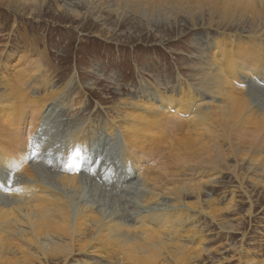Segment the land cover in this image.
I'll return each mask as SVG.
<instances>
[{"label": "rangeland", "instance_id": "374dc122", "mask_svg": "<svg viewBox=\"0 0 264 264\" xmlns=\"http://www.w3.org/2000/svg\"><path fill=\"white\" fill-rule=\"evenodd\" d=\"M8 1L0 3V95L8 92V83H22L27 80V73L33 72L34 64L37 72L31 74L33 77L28 80L26 87L29 95L34 98L27 111V139L30 136L41 150L39 152L44 151L42 154H47L50 149L53 151L49 154L53 156L49 162L52 167L45 168L50 171L48 175L52 177L53 185L62 188L56 181L57 175L70 174L60 162L67 153L64 152L71 149V146H68L71 136L84 134L87 146L82 147L83 159L91 170L89 167L84 168L85 170L82 168L79 173L83 198H93L99 189L101 198H95L101 200L100 203L113 206L120 204L121 208L124 207L121 197L112 195L115 192L99 188L106 185L107 181L118 182L117 180L124 179L128 171L124 154L125 149H131L130 140L127 138L125 142L118 126H125L126 132L127 127L136 126L137 134H151L144 138V149L135 145L134 153L137 157L146 155L156 165L160 162V166L163 162L172 161L171 167H174L175 161L168 159V153L176 146L175 140H179L181 135H195L196 131L182 129L181 123L186 119V111H180L184 113L177 120L169 118L176 111L167 104L174 102L179 105L192 92L200 101L197 108L201 111L205 110L207 104L213 103L216 107L222 104L215 89L207 88L211 85L200 86L203 76L200 75L201 71L197 73V66L203 69L198 63L200 53L206 54L202 50H208L207 55L210 56L211 43L216 45L217 39L223 43L224 37L229 34L234 36L235 43H247L251 48L256 47L258 43L250 37L251 23L239 21L240 17L223 23L225 28L219 25V15H215L213 23H210L211 16L206 11H197L191 16L178 7L169 8L168 4L145 10L142 6V9L134 6L129 9L124 3L119 5L108 0H102L105 5L103 3L101 6L97 4L100 3L99 0H94L96 4L88 3L89 0H46L42 8ZM152 12L154 13L151 15ZM259 38L264 41V36ZM207 40L209 42L205 46L204 42ZM236 44L235 48L243 45ZM240 49L242 48L235 51ZM219 51L221 50L218 48ZM241 53L248 67L257 59L253 53L259 54L264 62V51L252 50L248 56L245 52ZM171 70L174 72L173 79L170 78ZM205 70L207 75L210 74L208 71H212V66ZM260 72L264 75V71ZM44 77L49 78L50 88L59 93L54 99L43 97L46 86L41 84L40 80ZM237 80L240 81L235 86L239 91L248 89L242 85L238 86L244 80L248 87L258 89L251 76L244 78L238 73ZM69 81L71 83L67 86ZM197 88L200 90L197 91ZM154 97L159 99V103L155 102ZM5 101H10V94L0 98V106ZM21 103H24L23 100ZM38 105H42L39 115L33 112ZM151 110L161 112V118H164L159 135L156 133L159 132L158 129L150 130L146 120L153 119L150 116ZM37 116H41L39 126L34 129L31 123ZM113 125L116 126L115 129H111ZM4 127L0 114V131H3ZM233 135L235 142H238V139L242 143L249 142L252 137L258 140L256 132L249 128L234 130ZM4 138L2 136L0 140L1 145ZM105 146L106 151L101 150ZM222 146V150L229 155V144L223 142ZM246 146V150L239 152V156L251 155L249 145ZM39 161L36 164L43 167ZM33 162H36V159ZM148 162L150 161L145 160L143 164L148 167ZM178 163L185 165L187 162ZM227 163L223 170L213 171L216 172L212 176L216 174L217 180L205 189L210 195L205 193L203 197L216 200L214 208L219 212L216 219L212 220L203 214L197 217V214H194L196 212L191 210L190 215L196 219L193 223H185V228L191 233L193 227H199L203 239L202 246H196L197 242L184 241L192 251H199L200 254L190 264H264V187L255 186L251 179H262V171H256L255 168L254 173L250 159L243 162L239 158L229 156ZM95 166L101 177L94 174ZM189 176H193L196 181L210 179L209 173L200 178L191 168L184 172L179 171L178 177ZM102 182L103 185L100 184ZM150 194L151 192H148V196ZM123 197L127 199V196ZM139 197L136 196L135 200L138 201ZM232 198V208L230 211L224 210ZM185 200L195 201L194 197ZM160 201L159 205L156 206L155 203L149 207L150 213H154L161 206L165 207L163 201H166L168 207H173L175 200L164 196ZM104 205L102 204V207ZM137 205L138 203L136 207ZM205 208L207 211L213 209L208 207L207 203ZM143 210L141 208V211ZM138 214H135V217ZM122 218L130 220L132 216L124 211ZM93 251L92 249L86 252L87 254H82L85 252L77 250L67 260L65 256L52 255L42 259V263L37 261L36 264H121L122 259L118 256L113 255L111 258L106 252L97 255ZM13 257L6 256L7 259ZM95 259L103 261L96 263ZM161 259L162 257L155 264H183L182 261L173 262L174 258L167 261Z\"/></svg>", "mask_w": 264, "mask_h": 264}, {"label": "bare ground", "instance_id": "6f19581e", "mask_svg": "<svg viewBox=\"0 0 264 264\" xmlns=\"http://www.w3.org/2000/svg\"><path fill=\"white\" fill-rule=\"evenodd\" d=\"M4 1L0 0V3ZM99 1L100 3L97 4L101 6L104 2ZM108 1H115L119 5L124 3L129 9H133L132 6L142 9V6L145 10L158 6L164 7L168 4L169 8L176 9L178 7L179 10H184L191 16L197 11L202 13L206 11L211 16L210 23H213L215 15H219L220 26H225L223 23H229L240 17L239 21L251 23L250 37H253L258 43L254 48L240 41L236 44L234 36L229 34L224 37L223 43L217 39L216 45L210 46L211 55L205 54L207 59L198 63L203 67L201 69L200 66H197V73L201 71L200 75L203 76L200 86L211 85L207 88L215 89L216 94L222 100L220 106L216 107L211 103L207 104L204 111L199 110L197 105L200 101L193 92L179 105L174 102L167 104L176 111L169 118L177 120L184 113L180 111H186L184 114L186 119H183L184 121L181 123L182 129L196 131V136L182 137L181 135L179 140H175L176 146L168 153V159L175 161L174 167H171L172 161L171 163L163 162L164 164L160 166V162H157L158 165H156L146 155L137 157L134 153L135 145L144 149V138L151 134H137L138 127L136 126L127 127V132L125 126H118L125 142L127 138L130 140L131 149H125L124 154L128 162V171L125 173L124 179L117 180L118 182L116 180L107 181L106 185L99 188L115 192L112 195L121 197L123 208L120 204L113 206L100 203L101 200H97L101 198L99 189L94 194L97 199L95 196L83 198L79 170L89 167L83 159L82 147L87 146L83 133V135L71 136L72 139L68 145L71 146V149L64 152L67 153L60 162L65 171L66 169L70 171V174L57 175L56 181L62 188L53 185V179L48 175L50 171L45 169L46 166L52 167L49 162L53 156H49V154H52L53 151L51 152L50 149L48 155L42 154L44 151L39 152L41 150L38 149L35 142H32L33 139L30 136L27 139L26 128L29 124L27 111L30 108L29 104L34 102V98L29 95L26 87L28 80L33 77L31 74L37 72L35 65L32 66L33 72L27 73V80L22 83H8V92L0 95V98H3L10 94V101H5L0 106V114L5 126L4 130L0 131V140L2 136L5 137L2 140L3 145L0 144V184L3 185V190H0V264H36L37 261L42 263V259L52 255L54 257L65 256V260H67L77 250L85 252L82 254H87L86 252L92 249L93 253L97 255L106 252L108 257L113 258V255L120 257L121 264H155L161 257V261L174 258L173 262L182 261L183 264H190L200 254L199 251H192L184 241L197 242L196 246H202L203 243L199 227H193L192 233L186 229L185 223H193L192 221L196 219L190 215L191 210L196 212L194 214H197V217L203 214L212 220H215L219 214L214 208L216 200L212 197L203 198L207 193L206 187L214 184L213 182L217 180L216 174L212 176L216 172L213 171L223 170V167L228 165L229 156L239 158L243 162L250 159L253 165L251 170L254 173H256L255 168L256 171L259 169L262 171L260 172L262 179L256 177L251 179L255 186L264 187V89L252 90L249 88L242 92V90H237L236 84H234L238 79V73L244 78H250L249 69L264 71V62L261 61L262 57L259 54L253 53L257 59L253 61V65L248 67L243 60L244 55L241 53L245 52V55L248 56L249 51L252 50L264 51V41L259 40V37L264 36V0ZM8 2L43 7L46 0H9ZM95 2L89 0L88 3L96 4ZM235 44L237 46L243 44L242 47H237L242 49L235 51L237 49ZM218 48L221 51L218 52ZM200 57L203 56L200 54ZM210 66H212V71H208L210 74L207 75L205 69ZM42 79L40 80L41 84L46 86L43 97L54 99L59 93L50 88L48 77ZM70 83L71 81L67 83V86ZM200 88L196 90L199 91ZM208 95L214 97L213 94L208 93ZM156 98L154 97L155 102L159 103V99ZM22 100L24 103H21ZM41 110L42 105H38L33 109V112L39 115ZM150 116L153 119H146L149 122L150 130L158 129L159 132L156 133L159 135L164 123V118H161L162 113L151 110ZM40 117L37 116V119L31 123L34 129L39 126ZM115 127L113 125L111 129H115ZM239 128L253 129L258 140L252 137L249 142L242 143L239 139L238 142H235L233 131ZM33 134L34 132L31 135ZM39 137L41 138V134ZM35 138L37 139V137ZM223 142L229 144V155L222 150ZM246 145H249L248 150L251 151V155L249 157L239 156V152H242L247 147ZM124 155L122 154L123 158ZM35 159L36 162H33ZM38 160L43 167H38L36 164ZM145 160L150 161L148 167L143 164ZM178 162L187 163L180 165ZM97 166L94 167L96 171L94 174L96 177H101ZM190 168L200 178L209 173L210 179L196 181L193 176L178 177L179 171L184 172ZM9 177H12L10 182ZM237 177L240 179L238 175ZM135 178L138 180H134ZM4 186L10 188L11 191H5ZM148 192H151L149 196ZM123 196H127V199H124ZM136 196H140L138 201L135 200ZM164 196L174 199V206L168 207L166 201H163L165 207L161 206L154 213H150L149 207L155 203L156 206L159 205ZM189 197H194L195 201L185 200ZM234 198L230 200L229 205L223 208L224 210L230 211ZM206 203L213 209L207 211ZM102 204H105L104 207ZM141 208L144 210L141 211ZM109 209L110 211H107ZM124 211L132 216L130 220L122 218ZM138 212L140 213L138 214ZM135 214L138 216L135 217ZM9 255L14 257L7 259L6 256ZM16 255H20V257H15ZM102 261L94 260L96 263ZM166 264H170V262H166Z\"/></svg>", "mask_w": 264, "mask_h": 264}, {"label": "snow or ice", "instance_id": "6c2138e0", "mask_svg": "<svg viewBox=\"0 0 264 264\" xmlns=\"http://www.w3.org/2000/svg\"><path fill=\"white\" fill-rule=\"evenodd\" d=\"M11 179H12V177H9V178H8L9 182L11 181ZM0 186H3V185H0ZM4 190H5V191H8V192L11 191V189L8 188L7 186H4Z\"/></svg>", "mask_w": 264, "mask_h": 264}]
</instances>
